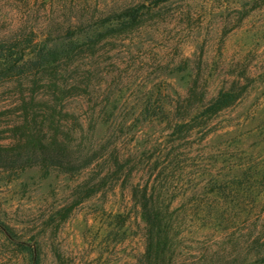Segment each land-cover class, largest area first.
<instances>
[{"label":"rangeland","instance_id":"rangeland-1","mask_svg":"<svg viewBox=\"0 0 264 264\" xmlns=\"http://www.w3.org/2000/svg\"><path fill=\"white\" fill-rule=\"evenodd\" d=\"M153 1L0 0V44L13 46L12 58L22 52L24 60L32 59L42 45L65 43L69 31L79 41L99 19L139 7L141 17L130 30L102 37L92 50L80 44L68 63L56 59L69 65L66 89L73 85L71 94L63 91V113L81 117L85 109H99V99L110 94L108 106L128 111V123L145 93L185 95L200 77L209 81L207 96H212L232 74L242 76L235 64H247V75L264 71V0ZM46 74L36 75L42 78L36 87L30 76L0 83V224L10 234L0 230V264H210L208 255L214 252L219 259L211 264H222L225 236L188 214L174 221L181 232L170 241L165 259L149 257L147 226L128 188L121 191L118 184L81 193L87 183L97 182L105 164L71 173L28 162V140L52 95ZM260 92L264 81L230 118ZM31 100L35 121L26 126L23 104ZM254 213L250 222L264 235V193Z\"/></svg>","mask_w":264,"mask_h":264},{"label":"trees","instance_id":"trees-1","mask_svg":"<svg viewBox=\"0 0 264 264\" xmlns=\"http://www.w3.org/2000/svg\"><path fill=\"white\" fill-rule=\"evenodd\" d=\"M167 1L154 0L153 4ZM139 11V7H128L111 13L79 41L74 38L76 33L69 31L65 43L51 48L42 45L28 60L22 52L12 58L13 46L0 44V83L30 76L31 86L36 87L42 79L36 75L47 73L52 91L40 114L39 129L28 140L32 152L28 162L48 163L71 173L105 164L98 169L103 172L97 182L87 183L81 193L118 184L121 191L128 188L129 199L140 208L147 226L149 257L165 259L170 241L181 232L174 221L188 214L200 218L211 232L225 236L228 242L223 247L222 264H264V235L255 233L250 222L264 193V92L230 118L259 90L264 71L247 75V64H235L242 76L232 74L212 96H207L209 81L200 77L191 81L185 95L145 93L129 123L125 119L128 111L108 106L110 94L99 99V109H85L81 117L60 108L73 85L66 89L69 65L56 59L62 57L68 63L66 59L80 44L92 50L102 37L130 30L139 22ZM84 87L86 90L88 85ZM32 103L23 104V125L35 121L30 113ZM175 204L176 211H170ZM0 230L10 237L2 224ZM235 233L241 235L230 243ZM229 244L235 252L228 251ZM216 254H207L210 264L219 259Z\"/></svg>","mask_w":264,"mask_h":264}]
</instances>
